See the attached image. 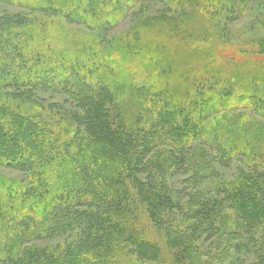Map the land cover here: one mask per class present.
<instances>
[{"label":"trees","instance_id":"trees-1","mask_svg":"<svg viewBox=\"0 0 264 264\" xmlns=\"http://www.w3.org/2000/svg\"><path fill=\"white\" fill-rule=\"evenodd\" d=\"M0 2V264H264V0Z\"/></svg>","mask_w":264,"mask_h":264},{"label":"rangeland","instance_id":"rangeland-1","mask_svg":"<svg viewBox=\"0 0 264 264\" xmlns=\"http://www.w3.org/2000/svg\"><path fill=\"white\" fill-rule=\"evenodd\" d=\"M259 6L253 5L249 6L247 8H244L243 11L245 14L240 17L238 20L225 24L223 22V25L226 26V35L223 34V39L221 42L223 45L220 44L222 51H223V66L224 72H225V79L234 81L232 77H240L241 80H250L255 79L257 74V69L255 68V62H252L254 57L251 55H246L251 52L253 42V37L257 38V36L262 35L264 32V15H262L263 12H261L258 9ZM164 9V6L157 4L151 9V14L156 15L158 12H161ZM0 10L1 11H8V12H18L21 11L17 7H11L9 5H5L2 2H0ZM239 10V9H238ZM240 11V10H239ZM237 10L236 13L237 14ZM128 22L123 23L119 28H124ZM72 28H77L76 26H71ZM256 27H259V29H256ZM74 30V29H73ZM243 48V49H242ZM249 48V49H248ZM214 56V55H213ZM212 56V57H213ZM193 55H191V58ZM210 57V58H212ZM209 58V59H210ZM195 59V57H194ZM214 62V61H213ZM189 65H192L190 63ZM196 72V69L194 68V71L191 76H194ZM229 83V82H228ZM51 100L63 103L64 97H55ZM0 171L7 175L8 177H15L22 179L23 174L17 170L12 169H4L0 167ZM236 171L235 167L230 168V170L223 169L222 172L225 175L226 178L230 179L232 177V174ZM183 177H180L175 180V186L176 188L180 189L182 184ZM62 242L61 240H54V241H44L41 245H54L57 243ZM235 243L233 245L232 251H230L222 260L217 259L214 261V264H233L235 263V257H237V251L234 249ZM165 252V251H164ZM254 260L252 254H244V252L241 254L240 260L237 261V263L243 262L244 264H258V262L255 261V263H252Z\"/></svg>","mask_w":264,"mask_h":264}]
</instances>
